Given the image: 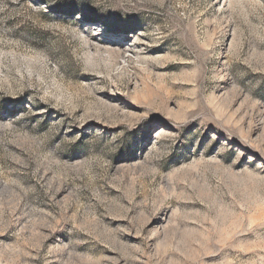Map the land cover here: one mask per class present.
I'll return each instance as SVG.
<instances>
[{"label": "rangeland", "instance_id": "rangeland-1", "mask_svg": "<svg viewBox=\"0 0 264 264\" xmlns=\"http://www.w3.org/2000/svg\"><path fill=\"white\" fill-rule=\"evenodd\" d=\"M0 264H264V0H0Z\"/></svg>", "mask_w": 264, "mask_h": 264}]
</instances>
